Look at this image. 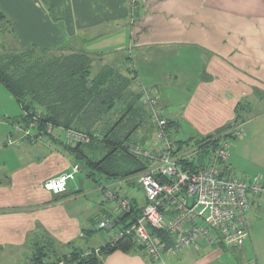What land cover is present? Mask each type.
I'll use <instances>...</instances> for the list:
<instances>
[{"label":"crops","instance_id":"crops-1","mask_svg":"<svg viewBox=\"0 0 264 264\" xmlns=\"http://www.w3.org/2000/svg\"><path fill=\"white\" fill-rule=\"evenodd\" d=\"M0 11L13 49L87 53L95 57L97 71L104 65L128 67L138 90L151 88L159 97L173 129L181 131L186 123L197 136H206L233 122L242 106L248 128L231 146L225 173L239 178L231 174L239 172L240 179L259 174L264 180V0H136L135 5L132 0H0ZM4 100L11 102L1 85L0 264H31L34 244L48 236L66 253L71 243L87 251L94 242L101 247L111 242L106 234L97 243L94 231L115 204H102L97 213L86 181L77 176L65 193L47 191L45 182L70 171L73 156L61 145V134H53L55 128L52 140L16 136L14 120L22 110L16 115L4 109ZM12 134L21 138L19 145L10 144ZM131 198L140 208L137 196ZM250 201V235L237 250L244 251L243 258L252 250L254 264H264V194ZM223 249L202 241L180 253L166 250L158 262L118 249L103 263L219 264Z\"/></svg>","mask_w":264,"mask_h":264},{"label":"trees","instance_id":"trees-1","mask_svg":"<svg viewBox=\"0 0 264 264\" xmlns=\"http://www.w3.org/2000/svg\"><path fill=\"white\" fill-rule=\"evenodd\" d=\"M1 21L5 23L6 16L0 11ZM95 60L87 53L36 46L0 53V82L13 94L22 110V114L14 120L16 136L20 132L32 142L52 140V130L61 128L63 131L72 129L83 132L91 137L88 144L72 145L66 139L61 143L73 156V167H79V172L68 185L80 172L93 179L96 175L103 176L106 182L112 183L131 181L134 176L141 175L148 165L145 160L137 158L133 150L139 146L147 147L157 130L149 108L141 100L143 92L136 88V74L128 67L109 65L100 67L94 73ZM236 112L233 122L212 134L191 138L186 142L176 140L181 147L197 146L202 150L199 159L189 164L193 169L202 167L211 152L223 141L238 138L235 131L241 125L245 127L242 106ZM17 126L22 130L17 131ZM172 127L173 122L168 120L166 131L171 139ZM10 137L21 143V138H14L13 134ZM100 191L103 201L108 203L110 201L105 195L109 191L118 197L130 198L132 211L124 214L107 213L97 221L98 228L112 237L118 230H129L140 218L143 208H138L135 200L126 194L108 190L104 186H101ZM102 222H108L111 227H101ZM160 235L168 241L166 235ZM34 245L31 264H59L63 260L67 264H104L105 256L115 250H139L132 235L115 243L112 238L103 247L89 251L71 243L67 248L69 252H61V248L49 236Z\"/></svg>","mask_w":264,"mask_h":264},{"label":"built area","instance_id":"built-area-1","mask_svg":"<svg viewBox=\"0 0 264 264\" xmlns=\"http://www.w3.org/2000/svg\"><path fill=\"white\" fill-rule=\"evenodd\" d=\"M132 2L136 4V0ZM141 100L157 126L154 148L139 146L133 150L135 156L148 165L139 175L138 182L146 204L137 222L129 230L115 232L113 241L132 235L138 252L145 253L152 262L162 260L166 250L180 253L202 241L220 243L228 249L242 247L250 235V196L264 194L263 177L258 174L239 179L224 174L221 166L230 157L227 140L211 152L202 167L193 169L189 164L196 162L200 155L193 146L181 147L175 139L169 138L168 120L159 97L151 88H144ZM16 130L22 128L17 126ZM64 133L72 145L88 144L91 140L89 135L72 129ZM245 133V128L239 126L237 136L242 137ZM9 142L19 144L12 137ZM77 172L79 167L75 165L71 172L47 180L44 188L62 194ZM105 197L110 202L115 201L118 212L131 213L130 198L118 197L110 191ZM100 226L111 227L108 222H102ZM160 233L166 235L168 241ZM59 264L67 263L63 260Z\"/></svg>","mask_w":264,"mask_h":264},{"label":"rangeland","instance_id":"rangeland-1","mask_svg":"<svg viewBox=\"0 0 264 264\" xmlns=\"http://www.w3.org/2000/svg\"><path fill=\"white\" fill-rule=\"evenodd\" d=\"M5 23L3 21L0 22V53H2L3 51H6V50L13 49V45H14L10 39L11 33H10L9 23L6 21H5ZM96 71H97V68L95 67L94 73H96ZM1 85H2V87L5 88L6 94H8L10 101H11V102H8L7 100H4L5 107H3V108L5 109V108L9 107L10 111H12V109H13L14 114L19 115L21 109H20V106L18 105V102L16 101L13 94L0 82V87H1ZM173 100H175V99H173ZM248 117L251 118L252 117L251 114H248ZM242 126L244 127V125H242ZM244 128L246 130L248 128L247 125ZM182 129L183 130L180 131V130L172 128V131L170 132V136L172 137V139H175V140L180 141V142H186V141L191 140V138L198 137L195 134L194 130L191 127H189L186 123L182 124ZM236 132H237V130L235 131V133ZM171 133H172V135H171ZM53 134H56V135L61 134L59 136L60 141L65 140V133L61 128H55L53 130ZM241 138H244V137H238L237 139L236 138L235 139H233V138L229 139L230 148H231V146L235 145V143L239 142V140H241ZM155 141H156V138L154 135V137L149 142V145L147 147L154 148L153 145H154ZM193 147L197 149V152L199 155H202V150L199 149V147H197V146H193ZM227 163L228 164H226V165L228 166V168H230L229 167V166H231V165H229L230 162H227ZM231 174L233 176L239 177V179L241 178V175H239V172L235 173L233 171V173H231ZM227 175H229V174H227ZM77 177L78 178L80 177L84 182L86 181V187H88V188L85 187L86 192L91 191L90 196H89L91 199L90 201H92V200L95 201L97 213L99 212V209L101 208L102 204L107 205V204L111 203V202H109V203L108 202H104V203L102 202L103 193L100 191L101 186H104L108 190H111V191H117V192H120L122 194H126V195H128V197H132V196L136 195L138 198V201H139V206L141 208H143L146 204V198H145L144 191L138 183L139 182V176H134L133 178H131L132 179L131 181L125 180L124 182L118 181L116 183H112L109 181L106 182L105 178L103 176H100V175H96V178L93 179V178L87 177V175L84 173L81 174V172L78 173ZM114 213L124 214V212H118V210L116 209V205H115ZM95 229L96 230L94 231V238L96 239V242L98 243V238H100V239L103 238L105 240L106 234H107L106 231L100 230L98 228L97 224H96ZM113 243H115V242L113 241ZM92 245L93 246H90V247H93V249L95 247H101L100 244H96L95 242ZM89 250H92V248L88 249V251ZM223 252H224L225 257H223L222 261H218L219 264H254V257L252 254L253 253L252 250H249L250 254L247 258H245V257L243 258L244 251L242 252L243 255L242 254L240 255V250H237V249H223Z\"/></svg>","mask_w":264,"mask_h":264}]
</instances>
